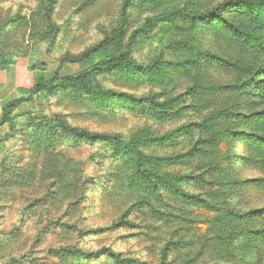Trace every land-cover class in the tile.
I'll return each instance as SVG.
<instances>
[{
    "label": "rangeland",
    "instance_id": "374dc122",
    "mask_svg": "<svg viewBox=\"0 0 264 264\" xmlns=\"http://www.w3.org/2000/svg\"><path fill=\"white\" fill-rule=\"evenodd\" d=\"M224 1L0 0V116L36 78L105 60V49L66 58L119 30L118 61L141 66L93 74L99 97L83 86L35 94L0 127V264H116L105 247L137 264H264V174L242 163L246 116L264 110V8L260 17L221 12L259 41L252 45L199 15ZM160 14L173 19L142 28ZM211 111L228 117L215 147L197 125ZM61 122L135 140L155 158L147 168L159 171L157 188L128 186L125 154L63 134ZM213 163L222 175L210 174Z\"/></svg>",
    "mask_w": 264,
    "mask_h": 264
},
{
    "label": "trees",
    "instance_id": "16d2710c",
    "mask_svg": "<svg viewBox=\"0 0 264 264\" xmlns=\"http://www.w3.org/2000/svg\"><path fill=\"white\" fill-rule=\"evenodd\" d=\"M49 3H53V0H49ZM125 5H123V7H125ZM226 8H243L247 11L250 10L256 13L257 16L260 17L261 10L264 8V0H226L213 10L199 14L204 20L218 19L222 21L227 30H230L233 35L238 36L239 38H241V40L246 43L259 46V41L253 35L248 32L242 31L240 28L236 27L233 24H230L228 21L223 19V17L221 16V12ZM192 16L193 18H195L194 15ZM172 19L173 17L168 14H160L152 18L146 19L142 25V28L145 29L146 27H150L158 23H166L171 21ZM121 37V30H119L118 33L110 37L109 40H104L103 42L98 43L96 46H92L79 54L72 55L66 58V61L69 62H81L85 59H88L92 55L99 53V51L101 50H109L110 54L108 55L110 56L107 57L105 60L98 62L87 72L67 77H60L56 75L50 80H46L42 77L36 78L32 89L27 95L19 96L18 98L8 102L4 106L0 116V127L6 123H10L12 112L19 106H21L23 103L32 100L35 94L44 91L53 92L59 89L83 86L85 87V91L88 95L99 97L104 95V93L88 85V81L93 76V74L99 71L101 72L112 70L118 65H122L123 67L133 65L135 68H141V66H139L135 62H129L128 64L118 61V56L115 53H117V51L122 48ZM4 64H7V61L0 62V67ZM155 71L156 73L161 74L162 71L164 72L163 66L157 64ZM158 81L161 84H166L168 82L167 78H165L164 76L159 77ZM130 99H132L133 101H137L133 98ZM149 105V107L153 109L154 105L151 102ZM220 116L221 115L216 114L214 111H211L208 115L206 114V116H204L197 124L198 130L203 131L206 136L204 142H207V144L211 147H215L214 145L217 144V141L220 138H218V136L216 135H222L223 132L220 130L221 126H223L225 122L228 121L227 116ZM246 117H250V119H247L245 122L248 124L249 128L251 129V132L245 139L246 146L249 148V153L247 156H243L242 163H254L256 164L257 168L261 171V173L264 174V110L253 112L252 114L247 115ZM41 118L45 121L43 122V127H45L47 124H49V128L52 127V123L48 122L47 118ZM56 127L63 134L66 135L79 136L89 141L100 140L108 144H112L114 150L122 152L127 156V159L129 160L130 176L128 177V186L131 184V182L142 181L144 184H150L154 189L157 188L159 171L157 170V168H147L155 158L151 155H145L144 152H142L139 147L135 144V140L126 141L120 135L116 134L92 133L86 130H80L79 128L69 126L67 123L63 122L56 125ZM207 167L210 171V174L212 175H222L224 173V169L217 163L208 164ZM236 172L237 170L235 169L232 173ZM263 181V176L256 179V182L259 185H262ZM216 182L218 183L219 181L217 180ZM216 182L214 181V183ZM212 185L215 184L212 183ZM1 240L2 239L0 238V242ZM102 252H104L108 257H110L116 264H137V262H135L134 260L123 259L119 253L113 251L109 247L103 248Z\"/></svg>",
    "mask_w": 264,
    "mask_h": 264
}]
</instances>
